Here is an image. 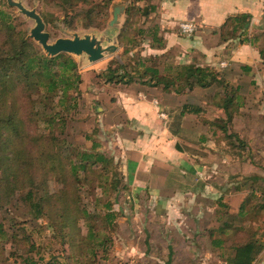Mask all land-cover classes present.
Listing matches in <instances>:
<instances>
[{"label":"rangeland","instance_id":"obj_1","mask_svg":"<svg viewBox=\"0 0 264 264\" xmlns=\"http://www.w3.org/2000/svg\"><path fill=\"white\" fill-rule=\"evenodd\" d=\"M14 2H20L27 9L35 10L42 17L50 42L59 37L92 35L100 39L103 46L116 45V48L108 52L102 60L96 62H87L85 55L72 56L60 53L63 58L72 57L77 63V69L73 71L84 73L90 81L86 79L84 85L80 84V95L76 96V98L79 96L77 110L70 113L64 127L60 129L59 122L54 124V132L58 137L76 149L90 150L92 143L100 142L101 145L96 150L105 153L111 163L106 169H97L106 170L109 177L107 181L103 179L106 177L101 175L102 171L99 174L91 170L83 175L81 173L80 180L64 177V172L59 171L60 169H56L44 180L43 174L37 177L39 183L45 181L44 184H40L41 191L38 197L43 192L57 193L64 184L67 185L72 198L63 201L62 197L58 199V203L70 206L71 215L64 212V220L61 218L63 222L67 219L68 226L62 224L57 215L52 214L50 217L31 205L29 198L25 197L27 186L23 189L12 187V190L0 199V225L4 231L0 237V264H228L225 261L233 255L232 247L249 239L251 235L264 241V208L258 209L256 205L249 215L240 219L239 214H236L240 202L232 199L228 201H233V204L227 202L229 208L227 211L230 214L227 212L223 220L216 218L212 226L216 231L224 220L230 222L225 234L218 232V237L224 240L223 249L217 251L207 242L197 245L196 239L191 237L182 238L180 235L176 237L174 229H169L166 222H162V217L150 212L154 202L146 205L145 196L151 195L152 189L139 193L131 191L130 174L120 169L121 162L113 155V149L107 145L108 135L100 126V114L95 112L88 95L98 84L95 83L96 74L103 71L110 61L125 62L128 65L127 69H131L138 58L157 55L149 53L155 49L151 44H156L153 41V28L157 25L153 16L155 0H0V8L14 17L12 22L16 30L23 31L27 38L32 39L29 33L35 21L22 14ZM115 6H121L122 10L118 13L116 23L111 24ZM180 22L182 21L177 24ZM177 32L180 36H186L180 32L179 25ZM120 34L124 37L121 42ZM158 36H161V30ZM33 42L41 48L37 41ZM124 47L130 48L125 54ZM176 61L174 53L166 51L147 62V65L157 63L162 73L163 66ZM87 85L92 87L90 92L87 91ZM212 85L214 91L218 89L216 84ZM14 91L17 92V89ZM69 94L75 96V91L70 90ZM32 97H35V94H32ZM56 99L44 92L42 101L44 105L39 104L37 108L40 107L39 111L46 115L51 111ZM26 104L27 102L22 103L23 111L28 110L24 109ZM58 107L54 106V110ZM28 115L31 122L26 128L48 133L50 128L46 124L40 122L33 124V114L30 112ZM230 133L234 135L233 131ZM235 137H231L234 146L227 147L230 154L228 155L230 159H227L230 164L237 160L233 157L235 152L240 162V140ZM72 158L73 156L70 157ZM230 164L222 169L224 173L221 175L222 182L227 184L226 194L240 190V169ZM67 171L69 173V169ZM160 176L161 179L164 177L165 181L167 179L168 182L174 183L173 186L181 180L174 169H169ZM114 178L118 182L117 188H113L112 185ZM66 180L71 183H63ZM106 205L109 211L114 213V216L109 218L110 221L108 217L105 221L99 218L100 215H104V209L108 208ZM156 208L160 209L161 205ZM151 217L153 218L149 221ZM52 223L56 226L54 227ZM91 225L97 238L106 239L102 247L94 246L92 241L87 239ZM193 226L194 223L189 218L180 222L181 230L185 229L186 232H190Z\"/></svg>","mask_w":264,"mask_h":264},{"label":"crops","instance_id":"obj_2","mask_svg":"<svg viewBox=\"0 0 264 264\" xmlns=\"http://www.w3.org/2000/svg\"><path fill=\"white\" fill-rule=\"evenodd\" d=\"M154 3L153 16L164 46L149 53L171 51L175 64L212 67L227 83L239 88L240 102L234 106L226 132L218 126L225 122V113L217 106L213 85L176 92L161 85L114 84L97 78L98 84L88 98L100 114V126L108 135V147L121 162L120 169L130 174V190L139 193L152 189L153 193L145 196L146 205L154 202L150 212L162 217L176 237H191L197 245L210 244L206 230L214 226L212 212L218 197L231 204L229 199L241 204L251 190L257 197H264V55L260 54L264 49V0ZM238 13L251 15L247 29L240 38H222L223 23ZM179 21H192L195 34L180 36ZM221 62L226 66L220 67ZM81 74L84 85L88 76ZM91 89L87 85V91ZM161 112L166 118L160 116ZM231 131L240 139V162L235 152L237 160L232 164L227 147L234 145L226 137ZM228 164L240 169V190L233 194H226L227 184L221 180L222 169ZM169 169L181 178L176 186L161 179ZM185 218L194 223L190 232L180 228ZM259 254L253 264H264V248Z\"/></svg>","mask_w":264,"mask_h":264},{"label":"trees","instance_id":"obj_3","mask_svg":"<svg viewBox=\"0 0 264 264\" xmlns=\"http://www.w3.org/2000/svg\"><path fill=\"white\" fill-rule=\"evenodd\" d=\"M13 18L9 12L0 8V199H3L8 191L12 190V187L23 189L27 186L28 190L25 197L29 198L31 205L50 217L52 214L57 215L61 223L68 226L67 219L64 221L65 223L63 220L64 212L71 215L70 206L64 205L62 202L58 203V199L62 197L63 201L72 198L67 185L64 184L61 191L57 193L43 192L38 197L41 191L40 184H44L45 181L39 183L37 177L43 174L44 180L56 169H60L59 171L64 172V177L80 180L81 173L83 175V173H88L91 170L99 174L102 171L101 175L106 177L103 179L107 181L109 177L106 170L98 171L97 169H106V166L111 162L105 153L96 150L101 145L100 142L92 143L90 150H79L66 144L54 132L55 122H59L58 126L62 129L67 123V117L70 113L77 110L79 96L77 98L76 96L80 95L79 86L84 79L79 71H73V69H77V63L72 57L63 58L60 53L53 56L46 55L32 39L26 37L23 31L16 30L12 22ZM250 18L249 13L229 16L220 29L222 38L227 36L240 38V33L245 32ZM159 30V26H154L153 41L156 44H151V46H155V48L164 46L162 35L158 36ZM119 38L120 42L121 39H124L122 34L119 35ZM129 50L130 48L124 47L123 53L125 54ZM260 54L264 55V49L260 51ZM156 57L158 54L148 58L140 57L131 69H127L128 65L125 62L114 63V61H110L106 68L97 73L96 76L108 83L129 84L139 82L150 86L161 85L164 89H171L176 92L195 86L208 87L216 84L218 89H216L214 97L215 99L218 98L217 106L221 107L225 113L223 120L225 122L218 126L226 132V125L234 112V106L240 102L239 88L227 83L220 72L209 66L173 63L163 66L164 69L161 73L157 63L147 65V62L156 59ZM14 89H17L18 93ZM70 90L75 91V96L69 94ZM44 92L50 94L54 99L57 98L56 103L51 107V111L46 115L39 111L40 107L37 108L39 104L40 106L44 105L42 102ZM32 94H35V97H32ZM23 102H27L24 106V109H28L26 111H23ZM54 106L59 107L54 110ZM30 112L34 116L33 124L40 122L50 128L47 134L41 133L35 128H26V125L31 122L28 115ZM94 130L96 131L97 128ZM226 135L228 138L237 136ZM238 140H240L239 137ZM71 156H73L72 159H70ZM67 169H69V173ZM63 183L71 182L66 180ZM117 183V179L114 178L113 188H117ZM256 205L258 209L264 208V197H257L251 190L239 205L236 214H239L241 219L249 215ZM106 206L108 207V205ZM227 210H229L228 204L222 201V197H218L216 208L212 212L214 219L223 220L227 216V212L230 214ZM104 212V215L99 216L103 221L107 217L109 220L114 216V213L109 211V207L104 209ZM229 223L224 220L216 231L214 227L206 230L210 245L217 251L223 249L224 245V240L218 237V232L225 234V229ZM52 224L54 227L56 226L54 223ZM3 234L4 231L0 225V237ZM87 239L92 241L94 246L100 247L106 242L104 238H97L92 225L88 229ZM263 248L264 241L255 235H251L249 239L231 248L233 255L225 262L228 264H253L256 256Z\"/></svg>","mask_w":264,"mask_h":264},{"label":"water","instance_id":"obj_4","mask_svg":"<svg viewBox=\"0 0 264 264\" xmlns=\"http://www.w3.org/2000/svg\"><path fill=\"white\" fill-rule=\"evenodd\" d=\"M20 12L35 21L31 28L29 37L37 41L42 51L49 56L59 53H68L72 56L85 55L89 62H94L105 57L108 52L116 48V45L103 46L100 39L92 35H73L72 37H59L53 42L49 41V33L45 31V23L42 17L33 9H27L20 2H14ZM122 10L121 6L113 8L111 24L116 23L118 13Z\"/></svg>","mask_w":264,"mask_h":264},{"label":"built area","instance_id":"obj_5","mask_svg":"<svg viewBox=\"0 0 264 264\" xmlns=\"http://www.w3.org/2000/svg\"><path fill=\"white\" fill-rule=\"evenodd\" d=\"M179 29L180 32L186 36H190L194 33V31L196 30V25L192 22V21H182L179 24ZM220 65L222 67L226 66L225 62H221ZM160 116H162L163 118H166L164 113H160Z\"/></svg>","mask_w":264,"mask_h":264}]
</instances>
